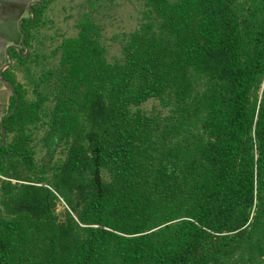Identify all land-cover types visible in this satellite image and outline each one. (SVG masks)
Segmentation results:
<instances>
[{"label":"trees","instance_id":"1","mask_svg":"<svg viewBox=\"0 0 264 264\" xmlns=\"http://www.w3.org/2000/svg\"><path fill=\"white\" fill-rule=\"evenodd\" d=\"M145 6L122 60L86 15L57 46L41 80L57 73L46 122L62 155L38 177L27 126L48 97L4 71L8 111L19 101L0 146V264H264V0ZM153 98L166 114L132 111Z\"/></svg>","mask_w":264,"mask_h":264},{"label":"rangeland","instance_id":"2","mask_svg":"<svg viewBox=\"0 0 264 264\" xmlns=\"http://www.w3.org/2000/svg\"><path fill=\"white\" fill-rule=\"evenodd\" d=\"M30 1L28 2L31 3ZM13 7L20 4L18 1L10 2ZM28 4L22 9L23 17L27 19ZM145 0H42L41 19H37L29 31V55L25 62L11 59L9 71L11 77L22 87L24 96L28 100L36 98L39 91L48 98L43 104L42 120L27 126L30 134V145L33 150L35 167L30 175L38 177L43 169L48 170L59 156L62 155L60 146H53V141L48 135L47 120L51 108L52 98L55 94V75L49 81L41 80L47 70H56L59 66L60 51L57 46L64 37H73L79 33L81 21L85 19L87 12L97 29V37L105 47L106 59L110 62L122 60L124 57L123 47L126 44L127 34L140 29L146 21ZM45 12V13H44ZM16 14V13H15ZM44 14V15H43ZM45 17H43V16ZM38 18V17H37ZM157 25V22L155 23ZM156 25L154 28H156ZM16 41L18 39H15ZM4 37H0V66L6 59V45ZM22 49L25 47L21 46ZM37 55V56H36ZM10 56V57H11ZM37 57V58H36ZM6 58V59H5ZM33 58V59H32ZM13 63V64H12ZM9 89L6 83H0V117L7 113L10 107ZM132 111L141 109L146 114H166L165 107L158 99H148L139 106L131 107ZM9 136L8 140H10ZM7 140V139H6ZM49 171L45 173L48 175ZM65 206L62 201L55 208L59 218L63 217Z\"/></svg>","mask_w":264,"mask_h":264},{"label":"flooded vegetation","instance_id":"3","mask_svg":"<svg viewBox=\"0 0 264 264\" xmlns=\"http://www.w3.org/2000/svg\"><path fill=\"white\" fill-rule=\"evenodd\" d=\"M30 1H32V0H29L28 2H30ZM35 1V4L33 5V12H34V18L32 19V17H31V11L28 9V10H26V11H23V12H27V15L29 14L30 16L27 18V19H25L24 17H23V13L21 12V16H20V20H18V22H17V24L19 25V22H21V25H19V26H16V25H13V27L16 29H18L19 30V37L18 38H15V39H18L17 41L13 38V37H10V36H4V38H5V43H8V41H10V42H13V43H10V44H8V45H6V47H5V51L7 52L8 51V54H9V52L12 50V49H15V50H17L18 52H22V55H26L27 54V46H29V43L28 44H26L25 43V38H26V34H27V32H29L30 31V28L32 27H28V26H26L25 25V27H23L22 26V24H24V23H28V25H33L35 22H36V19H37V17H38V8L39 7H41V1L40 2H38V0H33V2ZM28 2H27V4H28ZM85 15L87 16V17H89V15H88V13L86 12L85 13ZM90 18V17H89ZM91 19V18H90ZM84 20V19H83ZM92 21H93V19H91ZM82 22V21H81ZM29 28V29H28ZM24 34V44H23V42H22V35ZM68 37H70V36H68ZM21 46H23V47H25L24 49H22V47ZM7 54V53H6ZM6 57H7V55H6ZM6 59V58H5ZM12 59V58H11ZM12 62V61H11ZM10 62V63H11ZM10 63H8V60L6 59V61L4 62V64H2V66H0V70L1 69H3V71H2V74L4 73V71H6L7 69H9V67L11 66L10 65ZM13 64V63H12ZM3 77H4V75H3ZM5 78V77H4ZM7 80H9V79H7ZM11 81V80H10ZM5 83L4 81H2V80H0V83ZM12 82V81H11ZM14 84V83H13ZM6 86L8 87V85L6 84ZM8 89H9V87H8ZM12 93H11V91L9 90V93H8V95H9V97H10V95H11ZM54 100V99H53ZM52 100V101H53ZM13 108V107H12ZM11 108V109H12ZM16 109V108H15ZM1 138V137H0ZM5 141H6V137H5ZM5 144V143H4ZM9 153V156H10V152H8ZM7 154V153H6ZM5 154V155H6ZM5 155H4V157H5ZM9 156H7V157H9ZM2 158L1 159V161H4V159L6 158Z\"/></svg>","mask_w":264,"mask_h":264},{"label":"crops","instance_id":"4","mask_svg":"<svg viewBox=\"0 0 264 264\" xmlns=\"http://www.w3.org/2000/svg\"><path fill=\"white\" fill-rule=\"evenodd\" d=\"M13 1H18L20 2V4L18 3V5L13 7V5L10 3ZM28 1L29 0H0V37L1 38H3L4 36H10L13 37L14 39L19 37L18 34L19 30L17 28L15 29L13 25L19 26L17 22L18 20H20L22 9L25 5H27ZM38 14H39L38 19H41V12Z\"/></svg>","mask_w":264,"mask_h":264},{"label":"water","instance_id":"5","mask_svg":"<svg viewBox=\"0 0 264 264\" xmlns=\"http://www.w3.org/2000/svg\"><path fill=\"white\" fill-rule=\"evenodd\" d=\"M40 1L41 0H38V2H40ZM34 4H35V1L28 4V9L31 11V17H32V19L34 18V12H33V5ZM19 25H21V22H19ZM21 38H22L21 40H22V42L24 44V34L22 35ZM6 53H7L8 63H10L11 62V57L8 54V51ZM2 71H3V69L0 70V80L4 81L7 85H9L11 89H14V84L10 80H7V79H5L3 77ZM18 101H19L18 98H16L13 108L10 109L7 113H5L4 115H2L0 117V137H1L0 138V146L4 145V143H5L6 129H5V126H4V119H5L6 116H8V115H10V114L13 113V111L15 110V108L18 105ZM55 103H56V99H54L51 102V109L54 108ZM7 156H9V153H7L5 155V157H7Z\"/></svg>","mask_w":264,"mask_h":264}]
</instances>
